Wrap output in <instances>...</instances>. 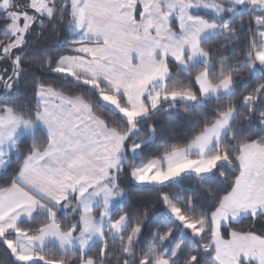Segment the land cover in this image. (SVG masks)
<instances>
[{"label": "snow or ice", "instance_id": "1", "mask_svg": "<svg viewBox=\"0 0 264 264\" xmlns=\"http://www.w3.org/2000/svg\"><path fill=\"white\" fill-rule=\"evenodd\" d=\"M0 264H264V0H0Z\"/></svg>", "mask_w": 264, "mask_h": 264}]
</instances>
